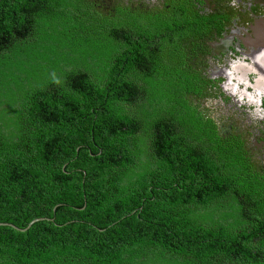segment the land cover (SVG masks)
<instances>
[{"label": "trees", "instance_id": "trees-1", "mask_svg": "<svg viewBox=\"0 0 264 264\" xmlns=\"http://www.w3.org/2000/svg\"><path fill=\"white\" fill-rule=\"evenodd\" d=\"M135 1L0 0V223L50 219L0 264H264V169L198 67L226 14Z\"/></svg>", "mask_w": 264, "mask_h": 264}, {"label": "flooded vegetation", "instance_id": "flooded-vegetation-1", "mask_svg": "<svg viewBox=\"0 0 264 264\" xmlns=\"http://www.w3.org/2000/svg\"><path fill=\"white\" fill-rule=\"evenodd\" d=\"M191 1L200 14H226L218 31L206 36L208 53L201 57L198 67L213 84L210 99L227 111L241 114L247 122L244 126L253 122L254 127L244 132L248 133L251 155L264 169V72L259 70L264 68V0ZM216 72L220 77H210ZM224 127L220 124L222 131Z\"/></svg>", "mask_w": 264, "mask_h": 264}, {"label": "rangeland", "instance_id": "rangeland-1", "mask_svg": "<svg viewBox=\"0 0 264 264\" xmlns=\"http://www.w3.org/2000/svg\"><path fill=\"white\" fill-rule=\"evenodd\" d=\"M139 1L140 0H136L135 2L141 4ZM146 1L147 2L144 1L145 6H148V7L159 6L163 2V0H151V1L146 0ZM144 2H142V3H144ZM218 69H221V67ZM259 70H261V72H264V68L263 69L259 68ZM210 75H211L210 77H212V78L220 77L219 76L220 74H218L217 72L215 74H210ZM217 82H218V80H216L215 85L217 84ZM215 103L216 102H214L208 98L204 101L205 106L211 108L213 115H215L217 117L218 121L220 123L222 122L221 124H223V126H225L226 128L232 127L233 129H236V130L242 131V132H244V129L247 128V130L249 132V130L252 127H254V125H252L253 122H251L250 127L244 126L245 123H247V122H246V119H244L243 116H241V114L233 113L232 111H227V110L217 106ZM249 122H250V120H248V124H249Z\"/></svg>", "mask_w": 264, "mask_h": 264}, {"label": "water", "instance_id": "water-1", "mask_svg": "<svg viewBox=\"0 0 264 264\" xmlns=\"http://www.w3.org/2000/svg\"><path fill=\"white\" fill-rule=\"evenodd\" d=\"M40 221H50V219H46V218H37V219H34L32 221H30L28 223V225L24 228V229H20V228H17L13 225H10V224H5V223H0V226H5V227H9L15 231H18V232H24L26 231L32 224L36 223V222H40Z\"/></svg>", "mask_w": 264, "mask_h": 264}]
</instances>
